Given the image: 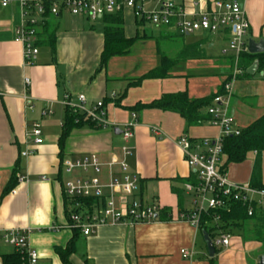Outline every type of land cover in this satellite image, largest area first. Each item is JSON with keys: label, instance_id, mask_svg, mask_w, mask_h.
<instances>
[{"label": "crops", "instance_id": "1", "mask_svg": "<svg viewBox=\"0 0 264 264\" xmlns=\"http://www.w3.org/2000/svg\"><path fill=\"white\" fill-rule=\"evenodd\" d=\"M3 1L0 0V264L2 256L14 254L13 248L3 242L4 233L11 230H29L28 245L38 255L39 264H63L56 250H66L70 245L73 250L66 257L69 264H259L258 258L264 255L260 245L244 241L238 234L230 235L228 248L214 247V257L209 258L203 233L178 220L179 215L193 209V200L185 207L183 196H191L184 186L192 174L176 141L182 135L192 140L214 138L216 129L207 124L187 127L176 113L137 108L169 94L186 92L193 100L217 95L230 70L228 58L221 56L228 38L203 33L180 37V73L173 72L174 66L169 78L144 80L134 86L142 76L160 67L158 41L165 38L161 42L168 44L167 37L177 35L172 30L155 28L159 33L155 39L141 36L139 30L145 24L138 23L130 9L122 8L119 14L124 38L144 37L137 42L144 45L153 42L159 59L157 65L147 62L146 69L137 77L128 78L125 63L120 61L131 58L132 52L112 58L100 68L104 50L101 21L93 23L62 12L45 17L39 28V53L28 66L15 35L20 24L19 0H10L6 7H2ZM213 1L216 0L208 3ZM241 1L249 24L246 41L264 43V0ZM196 2L174 3L196 12ZM49 35H53L52 40ZM188 48L199 51L202 59L185 57L182 52ZM214 49L217 55L211 53ZM79 95L90 103L102 102L107 123L116 128L83 126L73 129L61 141L66 119L62 103L65 96L75 100ZM44 110L52 114L44 116ZM133 114L137 117L133 138L124 143L121 133L115 135L114 130L121 132ZM228 114L239 130L264 116V68H257L253 76L237 81ZM33 122L41 126L39 146H33L27 138ZM152 127L158 128L161 136H154ZM125 145L132 149L127 159L128 171L138 179L135 197L167 211L168 220L158 217L148 224L102 226L89 237L75 234L66 228L70 202L63 194L64 184L69 179L85 177L105 181L107 176L105 172L95 176L77 171L67 175L62 162L91 155L101 163L120 160ZM25 153L28 155L23 156ZM250 155L252 161L227 167L231 183H251L256 154ZM19 178H24V182H19ZM259 179L264 185V154ZM52 227L59 229L52 231ZM183 250L191 257L182 256Z\"/></svg>", "mask_w": 264, "mask_h": 264}, {"label": "built area", "instance_id": "2", "mask_svg": "<svg viewBox=\"0 0 264 264\" xmlns=\"http://www.w3.org/2000/svg\"><path fill=\"white\" fill-rule=\"evenodd\" d=\"M9 1L4 0L2 7H6ZM45 2H49L48 11L44 7ZM145 2L146 0H19L20 24L15 32L16 42L21 44L24 62L30 66L39 53V28L44 24L46 12L53 17L64 12L94 23L119 13L123 7L132 11L136 21L154 28L172 30L180 37H191L198 33L222 34L227 37V45L221 51V56L228 58L230 70L222 83L221 94L216 95L206 108L209 116L207 125L216 129L217 135L203 140H192L187 135H182L176 141L194 179L193 184L184 186L185 192L193 199V209L179 215L178 220L198 228L203 213L225 209L230 202L246 206L250 217L255 209L264 208V189L253 188L250 184L231 183L226 171L221 170L223 141L240 134V130L233 126L228 109L234 86L245 73L240 65V58L247 53L246 36L249 24L243 2L216 0L208 3V0H197L194 4L196 12L188 11L170 0H154L155 8L146 12ZM25 83L28 84V81L25 80ZM62 104L65 109L83 114L98 129L116 128L107 123L102 102L90 103L84 95H79L75 100L65 96ZM51 114L48 110L42 113L44 116ZM136 125L137 117L133 114L130 122L123 125L121 130L124 143L133 138ZM150 131L154 136H161V131L156 127H152ZM27 138L33 146L42 144V132L38 122L31 124ZM131 155L132 149L125 145L121 148L120 160L101 163L96 156L91 155L81 160L62 162L63 171L67 175L77 171L83 174L91 172L95 176H101L105 172L107 176L105 181L88 177L66 181L63 194L70 202L67 229L89 237L102 226L148 224L158 220L161 211L159 206L154 203L144 204L135 197L138 192V179L129 173L127 165V159ZM18 181L24 182V178H19ZM105 190L107 195H104ZM91 200H97L98 203L91 207L80 203ZM58 229L52 227L51 230ZM29 235V230L7 231L3 235V242L23 256L24 264H39L38 255L29 248ZM213 246L228 248L230 235H219ZM181 254L185 258L191 257L185 250Z\"/></svg>", "mask_w": 264, "mask_h": 264}, {"label": "trees", "instance_id": "3", "mask_svg": "<svg viewBox=\"0 0 264 264\" xmlns=\"http://www.w3.org/2000/svg\"><path fill=\"white\" fill-rule=\"evenodd\" d=\"M44 7L49 8V2L44 3ZM46 18L51 17L46 12ZM139 23V22H138ZM102 34L104 37V50L100 58V68L107 65L110 59L115 57H124L130 54L131 48L144 37L136 36L134 39H125L123 32L122 17L119 13L111 16H106L101 20ZM140 24H142L140 22ZM47 23L44 27H47ZM39 36V35H38ZM51 38L53 35H49ZM168 44L180 42L179 35H169L167 37ZM161 41H166L162 38L158 41V54L160 56V67L148 72L142 78L136 81L134 86H138L144 80L167 79L170 77L171 69L180 60V46L178 47V55L172 60L167 55L162 54L159 49ZM185 57L189 59H202L199 51L194 48H188ZM258 64V70L264 68V53L258 55L243 54L240 58V65L245 71L242 78H249L247 70L255 63ZM241 78V79H242ZM218 94H221V90ZM217 94V95H218ZM216 95L208 98L193 100L188 97L186 92L164 95L157 101L148 105H138L139 110H158L162 112H172L178 114L185 122L187 127H198L207 124L209 116L206 114V108L210 106L213 98ZM66 110V119L63 125V134L61 141L67 135L77 128L87 126L91 129H98L94 124L85 118L83 114L74 113ZM255 153V163L252 172L250 186L256 189H264V185L260 182L259 172L261 165V156L264 154V116L253 122L250 126L240 130L238 137L227 138L223 141L222 163L221 170L226 171L231 164L238 165L246 161L248 154ZM188 183L193 184L192 178ZM68 201V200H67ZM79 202V201H77ZM76 203V202H71ZM82 205L91 207L98 203L97 200L88 202L81 201ZM168 213L161 210L159 219L162 221L168 220ZM200 232L205 233L213 241L214 236L221 234L232 235L238 234L247 242H255L260 245L261 251L264 254V208L255 209L252 216H248L246 206L239 203L228 204V207L222 210H208L200 216L199 227ZM75 234L79 232L73 231ZM73 247L70 245L66 250H56L63 264H69L66 260L68 253H71ZM2 264H24V258L20 253L14 252L12 255L2 256Z\"/></svg>", "mask_w": 264, "mask_h": 264}, {"label": "rangeland", "instance_id": "4", "mask_svg": "<svg viewBox=\"0 0 264 264\" xmlns=\"http://www.w3.org/2000/svg\"><path fill=\"white\" fill-rule=\"evenodd\" d=\"M171 2H176L178 0H170ZM154 2L152 0H147L146 4H144V9L146 12H151L154 7ZM140 35L145 34L148 38L155 39L157 37L158 30L155 29L153 26L149 24H145L144 27L139 30ZM144 31V32H143ZM180 46V42L178 40V43H171V44H165V43H160L159 44V49L161 50L162 54L167 55L168 58L174 60L176 59V56L178 55V47ZM131 58H127L124 60H121L120 62L125 63L124 68L127 70V77L128 78H135L146 69L147 62L148 63H154L157 65L159 63V59L155 55V47L154 43H150L147 45H144L142 43H137L131 50ZM212 54L217 55L218 51L214 49ZM176 67L173 68V72L180 73V60H177ZM120 67L123 66L119 65ZM260 77V75H257ZM41 128V126H40ZM119 138V137H118ZM252 155L248 154L246 158V162L252 161ZM182 198L184 200V205L185 207H189V203L191 200H193L191 197L183 196Z\"/></svg>", "mask_w": 264, "mask_h": 264}, {"label": "water", "instance_id": "5", "mask_svg": "<svg viewBox=\"0 0 264 264\" xmlns=\"http://www.w3.org/2000/svg\"><path fill=\"white\" fill-rule=\"evenodd\" d=\"M247 52L250 55H258V54H262L264 53V43L263 41H259L258 43L253 42L252 40H249L247 42ZM258 68V64L257 62H255L248 70H247V74L249 76H253L256 72ZM121 132L116 129L114 130V134L115 135H119ZM203 240L206 246V250L208 253L209 258H213L214 254H215V249L213 246V243L211 241V239L208 237L207 234L203 233ZM258 263L259 264H264V255L260 256L258 258Z\"/></svg>", "mask_w": 264, "mask_h": 264}]
</instances>
